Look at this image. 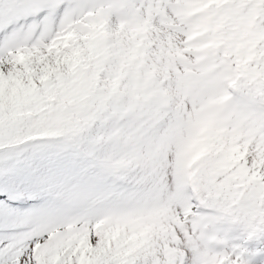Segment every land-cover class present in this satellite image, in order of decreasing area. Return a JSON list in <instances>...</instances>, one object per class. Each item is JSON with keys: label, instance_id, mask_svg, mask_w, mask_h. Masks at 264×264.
Segmentation results:
<instances>
[{"label": "snow or ice", "instance_id": "1", "mask_svg": "<svg viewBox=\"0 0 264 264\" xmlns=\"http://www.w3.org/2000/svg\"><path fill=\"white\" fill-rule=\"evenodd\" d=\"M0 264H264V0H0Z\"/></svg>", "mask_w": 264, "mask_h": 264}]
</instances>
